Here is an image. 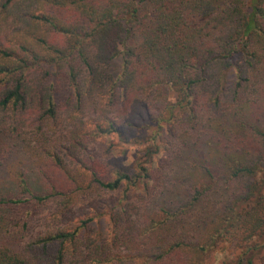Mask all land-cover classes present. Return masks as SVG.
<instances>
[{"label":"trees","instance_id":"obj_1","mask_svg":"<svg viewBox=\"0 0 264 264\" xmlns=\"http://www.w3.org/2000/svg\"><path fill=\"white\" fill-rule=\"evenodd\" d=\"M64 107L149 143L91 174L111 200L78 226L57 202L35 236L59 192L7 176L0 264H264V0H0V168Z\"/></svg>","mask_w":264,"mask_h":264},{"label":"rangeland","instance_id":"obj_2","mask_svg":"<svg viewBox=\"0 0 264 264\" xmlns=\"http://www.w3.org/2000/svg\"><path fill=\"white\" fill-rule=\"evenodd\" d=\"M62 110L54 123L46 122L41 126L24 127L26 134L21 139L23 143H20V148L25 150L26 154L21 152L15 157L8 156L0 168L1 187L3 185L6 188L10 187L8 177L12 178L13 175L23 172L31 174L33 180L38 181L37 183L44 186L45 190L59 192L56 194L55 202L37 208L38 213L33 217L34 224L29 232L34 236L41 233L46 225L43 217H48L49 228L45 227V230L54 229L59 225L57 220L50 216L54 213L57 202L64 200L67 202L71 209L66 213V217L73 219L72 224L78 226L80 214H91L90 207H101L111 200L109 194L90 185L91 174L96 172L97 175L103 176L108 172V176H111L110 172L116 167L131 164L137 151L149 143L150 134L147 132L150 130L146 131L145 128L127 130L128 138L130 136L136 138L139 144L135 140L122 144L114 135L90 139L86 133L93 128V123L88 109L81 113H71L65 107ZM39 127L41 132L37 130ZM74 137L77 139V146L72 142ZM38 139L41 141L38 142ZM50 154L58 156L60 168L53 166ZM14 158L17 160H13ZM229 249L225 248V252H230ZM223 256L222 252L217 253L219 260Z\"/></svg>","mask_w":264,"mask_h":264}]
</instances>
